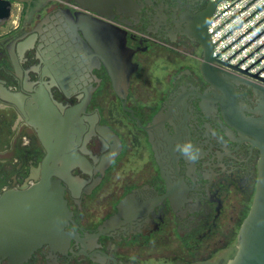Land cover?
<instances>
[{
    "label": "flooded vegetation",
    "instance_id": "flooded-vegetation-1",
    "mask_svg": "<svg viewBox=\"0 0 264 264\" xmlns=\"http://www.w3.org/2000/svg\"><path fill=\"white\" fill-rule=\"evenodd\" d=\"M20 4L0 24V194L35 182L47 154L31 117L53 123L44 142L73 161L67 236L21 264H226L261 158L238 122L262 117L263 94L204 78L192 32L213 0Z\"/></svg>",
    "mask_w": 264,
    "mask_h": 264
},
{
    "label": "water",
    "instance_id": "water-1",
    "mask_svg": "<svg viewBox=\"0 0 264 264\" xmlns=\"http://www.w3.org/2000/svg\"><path fill=\"white\" fill-rule=\"evenodd\" d=\"M77 1L81 6L95 11L99 4V0ZM218 1L213 0V3L216 5ZM11 7L10 0H0V24L9 19ZM78 25L91 29L95 34L101 24L95 20L80 19ZM192 33L202 48L200 70L207 81L231 91L233 86L230 81L240 78L263 94L262 117L245 118L241 115L238 122L254 138L261 158L252 203L237 233L236 252L226 264H264V85L239 75L233 71L234 67L228 70L215 63L205 25L194 28ZM221 72H226L227 78L220 77ZM29 123L38 127L36 130L47 148V154L35 171V182L24 184L19 190L7 189L0 194V255L8 257L11 264H21L41 244L58 245L67 236L64 226L69 211L60 181H66L73 161L58 158L61 146L44 142L41 128L51 126V121L31 117Z\"/></svg>",
    "mask_w": 264,
    "mask_h": 264
},
{
    "label": "built area",
    "instance_id": "built-area-1",
    "mask_svg": "<svg viewBox=\"0 0 264 264\" xmlns=\"http://www.w3.org/2000/svg\"><path fill=\"white\" fill-rule=\"evenodd\" d=\"M207 32L217 65L264 85V0H219Z\"/></svg>",
    "mask_w": 264,
    "mask_h": 264
},
{
    "label": "rangeland",
    "instance_id": "rangeland-1",
    "mask_svg": "<svg viewBox=\"0 0 264 264\" xmlns=\"http://www.w3.org/2000/svg\"><path fill=\"white\" fill-rule=\"evenodd\" d=\"M10 2L12 3V7H11V15L6 23V26H10L13 24V22L16 20V16L19 12V8L21 6V0H10ZM4 27H1L0 30H3Z\"/></svg>",
    "mask_w": 264,
    "mask_h": 264
},
{
    "label": "clouds",
    "instance_id": "clouds-1",
    "mask_svg": "<svg viewBox=\"0 0 264 264\" xmlns=\"http://www.w3.org/2000/svg\"><path fill=\"white\" fill-rule=\"evenodd\" d=\"M188 147H189L188 145H185L183 150H184L185 152H187V151H188Z\"/></svg>",
    "mask_w": 264,
    "mask_h": 264
}]
</instances>
